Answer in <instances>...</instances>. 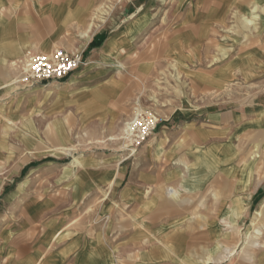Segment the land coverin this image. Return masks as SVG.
<instances>
[{
    "label": "crops",
    "instance_id": "0c3cea01",
    "mask_svg": "<svg viewBox=\"0 0 264 264\" xmlns=\"http://www.w3.org/2000/svg\"><path fill=\"white\" fill-rule=\"evenodd\" d=\"M244 1L124 0V15L95 22L98 0H0V264H237L232 232L222 233L231 223L216 216L227 213L223 200L246 198L249 209L264 194V183L247 197L239 189V183H248V175L238 174L231 143L241 130L252 127L260 128L257 134L264 137V83L252 96H164L181 106L168 108L167 123L157 125L139 149L133 174L55 175L56 185L39 188L37 194L26 190L28 167L50 164L51 156H43L42 163L30 160L27 148L32 143L33 149H43L39 147L46 132L39 117L47 107L12 109L27 97L8 87L29 53L64 49L81 55L84 65L55 93L49 91L53 96L39 98L55 108L68 106L77 128L95 104L102 113L103 103L112 109L126 101L122 72L141 76L171 61L187 83L191 77L199 79L204 73L191 72L206 70L210 42L216 39L210 24L227 21L230 9L253 14L258 0L256 5ZM248 18L254 17H243L244 26ZM263 27L252 34L249 46L223 50L229 57L223 55L217 63L238 71L241 81L253 77L254 70L264 71ZM94 39L101 44L89 48ZM188 102L214 106L190 110L184 105ZM225 127L231 129L229 143L222 139ZM204 144V156L215 167L208 176L201 168L206 166L199 152ZM223 145L228 152L222 153ZM223 154L230 158L224 176ZM189 155L193 158L186 160ZM187 165L192 171H185ZM263 206L264 200L256 218ZM206 215L211 216L207 221ZM256 239L248 246H256Z\"/></svg>",
    "mask_w": 264,
    "mask_h": 264
},
{
    "label": "rangeland",
    "instance_id": "374dc122",
    "mask_svg": "<svg viewBox=\"0 0 264 264\" xmlns=\"http://www.w3.org/2000/svg\"><path fill=\"white\" fill-rule=\"evenodd\" d=\"M98 1L95 22L106 15H109L112 19L115 16L125 14L120 11V2L123 3L124 0ZM243 2L245 1L243 0ZM243 12L245 11L236 13L235 10L230 9L227 21L210 24L208 30L215 34L216 39L210 42L213 48L210 51L211 55L207 56L205 60L204 67L206 70L191 72L192 76L204 73L199 79L191 77L189 83H187L182 72L177 68L178 66L174 62L171 63V61L167 64H160L154 73H141V76L138 72H122L125 75V80H122V88L128 91L125 95L126 101L115 103L112 105V109H108L107 105L103 103L102 113L97 112L100 111L97 110L100 106L95 104L89 112L90 117L82 125L78 123L77 128H75V124L70 119L68 106L61 105V107L56 106L57 108H55L54 104H50L51 101L47 99L46 101L45 98L41 99V101L39 99L42 98V95L45 97L53 96L52 93H55L53 92L54 89L68 78L62 81L38 82L29 87L19 85L15 78H12L9 82V90H13L14 94L25 95L27 97L26 100H28H24L23 103H15L12 109L22 108V106L34 109H40L42 105L47 107L39 117L43 121L46 132L45 141L39 147L43 149L41 151L33 149L32 143L27 149L29 150L30 160H36L37 162L41 160L40 163H42V160H44L43 156L49 155L51 157L47 160L51 162L50 164H42L39 167H28L26 178H29V183L25 184L26 190L37 194L39 188L43 189L45 186L54 187L56 185L54 182L55 175L65 177L74 174H85L88 171L94 175L112 178V176L133 174L134 157L152 136L143 144L135 145L132 139L126 135L128 133L127 124L138 114L146 112L154 114L158 119V125L161 122L167 123L169 112H171L168 108L170 109L173 105V109L178 108L181 104L166 102L163 99L164 96L178 97L184 93H189L191 96L197 94L209 95L208 98L213 99L214 94L252 96L260 92L264 83V71L254 70L253 77H249L246 81H241V77L237 76L239 75L238 71L231 72L224 64L217 63L218 58L224 57L223 55L227 58L229 57V52L224 54L223 50H226V48L232 50L243 45L249 46L248 43L251 41L252 34L257 33L264 26V0H258V6L255 7L253 14L246 15ZM252 15L254 16V24L247 27L244 26L242 23L243 17H252ZM114 20L113 24L117 19ZM143 25L146 26V24ZM163 25L165 24L163 23ZM158 26L160 25L158 24ZM148 36L147 34L143 41ZM165 40L164 36L163 42ZM225 75L228 76L227 79L220 81V78ZM196 83L199 85L196 86ZM187 84H189V87ZM49 85L51 86L48 87ZM219 85H222V88L216 91V89H219ZM42 102H45V104ZM224 104L230 105V103ZM184 105L188 109L194 110L196 106L202 108L212 107L214 102H188ZM57 112H60V114L57 115ZM204 126L208 129L209 124L206 123ZM259 129L258 127H252L247 130H241L236 138L232 137L231 141L235 146L233 157L237 161L238 174L241 176L248 175L247 184H238L241 186L239 189L243 188L245 197L249 196L254 189L264 183V137L259 135V133L257 134ZM230 132V127L223 128L222 139L226 140V143L231 140ZM205 145L207 144L201 146L203 148H200L199 152L201 153L200 159H204V162H206V166L203 167L201 165V168H203V173L205 172L204 174L208 176L213 174L215 167L212 165L210 167L208 156H204L207 151V146L205 147ZM228 151L229 149L225 150L223 145L222 153ZM190 156L186 157V160L193 158ZM229 159L223 154L221 165L223 176L228 174ZM184 167L185 171H192L193 169L189 165ZM99 191L101 192V190ZM239 198L232 199L239 200L236 204H233L231 199L223 200V211H227V213L216 216L218 219L226 218L231 223L230 227H222L223 237L230 231L232 232V239L237 244V264H264V206L257 218L254 214L258 205L264 200V194L261 198L252 201L249 209L246 207V198ZM209 217L211 216H205L206 221ZM254 229H260L262 234L257 235V245L249 247L248 243L253 238L252 231Z\"/></svg>",
    "mask_w": 264,
    "mask_h": 264
},
{
    "label": "built area",
    "instance_id": "2783aa9c",
    "mask_svg": "<svg viewBox=\"0 0 264 264\" xmlns=\"http://www.w3.org/2000/svg\"><path fill=\"white\" fill-rule=\"evenodd\" d=\"M23 64L14 78L19 85L29 87L38 82L65 80L84 65V60L79 54L56 49L51 53H29ZM157 125L158 119L151 112L138 114L127 124L126 135L135 145H141L153 135Z\"/></svg>",
    "mask_w": 264,
    "mask_h": 264
},
{
    "label": "bare ground",
    "instance_id": "6f19581e",
    "mask_svg": "<svg viewBox=\"0 0 264 264\" xmlns=\"http://www.w3.org/2000/svg\"><path fill=\"white\" fill-rule=\"evenodd\" d=\"M254 10H255V9H254ZM254 10H253V11H254ZM253 17H254V16H253ZM256 19H257V18H256ZM258 19H259V18H258ZM242 20H243V19H242ZM244 23H245L246 26H250V25L254 24V23H253V20H252L251 18H250V19H249V18H248V19H245V22H244ZM227 32H228V31H227ZM24 65H25V64H24ZM23 67H24V66H23ZM139 110H140V109H139ZM261 209H262V208H261ZM261 209H260V210H261ZM260 210L258 211V212H259L258 214H260ZM256 214H257V213H256ZM259 234H262V232H261L260 230L255 229L254 232H253V236H254L253 238L256 239V238L258 237L257 235H259Z\"/></svg>",
    "mask_w": 264,
    "mask_h": 264
},
{
    "label": "trees",
    "instance_id": "16d2710c",
    "mask_svg": "<svg viewBox=\"0 0 264 264\" xmlns=\"http://www.w3.org/2000/svg\"><path fill=\"white\" fill-rule=\"evenodd\" d=\"M100 44H101V42L96 41V40L94 39L93 42L90 44V47L99 46Z\"/></svg>",
    "mask_w": 264,
    "mask_h": 264
}]
</instances>
